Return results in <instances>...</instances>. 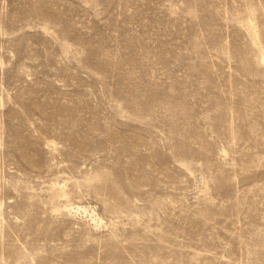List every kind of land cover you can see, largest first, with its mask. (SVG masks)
<instances>
[{
    "label": "rangeland",
    "instance_id": "rangeland-1",
    "mask_svg": "<svg viewBox=\"0 0 264 264\" xmlns=\"http://www.w3.org/2000/svg\"><path fill=\"white\" fill-rule=\"evenodd\" d=\"M263 51L264 0H0V264H264Z\"/></svg>",
    "mask_w": 264,
    "mask_h": 264
},
{
    "label": "bare ground",
    "instance_id": "bare-ground-1",
    "mask_svg": "<svg viewBox=\"0 0 264 264\" xmlns=\"http://www.w3.org/2000/svg\"><path fill=\"white\" fill-rule=\"evenodd\" d=\"M262 60H263V62H264V51H263V53H262ZM80 208V207H79Z\"/></svg>",
    "mask_w": 264,
    "mask_h": 264
}]
</instances>
